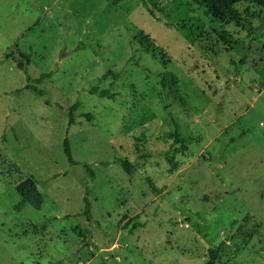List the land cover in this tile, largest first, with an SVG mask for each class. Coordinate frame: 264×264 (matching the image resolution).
Listing matches in <instances>:
<instances>
[{
  "label": "rangeland",
  "instance_id": "rangeland-1",
  "mask_svg": "<svg viewBox=\"0 0 264 264\" xmlns=\"http://www.w3.org/2000/svg\"><path fill=\"white\" fill-rule=\"evenodd\" d=\"M235 15L242 26L199 0H0V264H206L223 242L216 264H264V9ZM30 177L41 210L21 205Z\"/></svg>",
  "mask_w": 264,
  "mask_h": 264
},
{
  "label": "trees",
  "instance_id": "trees-1",
  "mask_svg": "<svg viewBox=\"0 0 264 264\" xmlns=\"http://www.w3.org/2000/svg\"><path fill=\"white\" fill-rule=\"evenodd\" d=\"M201 3L205 4L213 13L215 17L220 18H230L231 21L236 22L237 25H241L239 19L235 15V7L244 1L251 2L255 6L264 9V0H199ZM150 13L154 15L151 10ZM261 24H264V21L261 20ZM135 41L140 44V46L146 50L147 52L154 51L156 49L154 42L144 33L140 32L135 38ZM19 68L23 69L22 64H18ZM52 76V73H45L42 74L35 82L40 84L44 80L50 78ZM114 78L117 79V76L114 75ZM161 84L163 89L167 88H175L177 85V80L174 77V75L170 73H164L160 75ZM27 81L30 82L31 78L28 76ZM25 90H30L34 92L35 94L39 96H44L46 94V91L44 89H38L37 87L28 85ZM93 95H98L100 98H108L113 99L114 95L109 90H103L98 91L94 90L91 92ZM81 104L79 102H76L74 105H72L69 108V128L73 125H76V122L74 120V113L75 111L80 108ZM89 118V117H88ZM171 137L174 138L173 145H179L181 153L186 152V143L187 141L179 134V132L176 130ZM64 146V154L68 160V162L72 165L78 164L72 155V150L70 147V141L68 138L64 140L63 143ZM172 149V148H171ZM169 149L165 153L162 154V157H164L170 166V169L172 171L177 170L178 168V162L176 161L175 157L172 155V151ZM126 172L127 174H132L134 167L126 160V159H118L116 161ZM86 169L91 173L92 178H94L93 171L88 167L85 166ZM17 192L20 194L22 198L21 205L28 204L32 206L36 210H41L43 203H44V197L42 193L40 192L38 188V183L34 177L27 178L23 180L18 186H17ZM90 190L89 188L85 191L84 196V210L83 215L86 217L88 221L92 220V214H91V201L89 199ZM20 205V206H21ZM79 235H82L81 232H78ZM226 244L225 242L221 243L218 247L212 248L208 250V261L206 264H216L219 258L223 255L225 252Z\"/></svg>",
  "mask_w": 264,
  "mask_h": 264
}]
</instances>
